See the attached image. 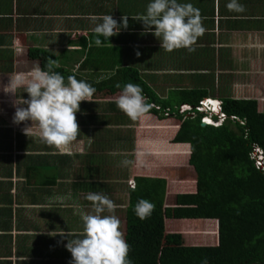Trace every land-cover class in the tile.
Returning <instances> with one entry per match:
<instances>
[{"label":"crops","instance_id":"1","mask_svg":"<svg viewBox=\"0 0 264 264\" xmlns=\"http://www.w3.org/2000/svg\"><path fill=\"white\" fill-rule=\"evenodd\" d=\"M150 2L0 0V264H72L65 245L83 238L81 214H95L86 199L89 192L107 195L117 205L101 215L120 220L125 240L135 178L165 180L164 210L177 207L167 202L172 187L189 183L194 189L196 180L186 177L193 173L197 179L189 162L191 144L174 142L182 125L179 108L192 107L180 100L182 93L206 92L202 101L222 106L225 100H256L258 110L264 107V0H238L243 13L229 12L230 0H178L198 8L203 18L206 31L194 52L161 48L155 29L147 31L137 20ZM93 15H112L118 24L127 16L128 27L97 46L93 29L100 21L90 20ZM38 52L43 60L32 58ZM49 60L59 65L52 70H64L96 89L91 102L80 104L81 134L67 152L42 142L35 128L26 136L23 129L31 121L13 123V102L17 96L29 99L23 88L17 96L2 91L13 73H27L36 62L47 70ZM129 72L138 73L160 101L173 106L162 108L170 111L168 117L148 113L132 121L117 107L122 89L115 77ZM178 145L188 146L189 154L160 151ZM125 160L130 163L124 165ZM165 239L162 250L168 247ZM214 239L212 246H219L220 237Z\"/></svg>","mask_w":264,"mask_h":264},{"label":"trees","instance_id":"2","mask_svg":"<svg viewBox=\"0 0 264 264\" xmlns=\"http://www.w3.org/2000/svg\"><path fill=\"white\" fill-rule=\"evenodd\" d=\"M38 53L40 55H32V58L43 60ZM53 71L60 73L65 83L69 76H75L61 69ZM115 81L120 85L119 89L127 83L140 85L146 103H163L161 110L151 107L149 114L164 119L163 109L174 110L173 106L160 101L136 72L115 77ZM196 93L181 95L180 100L195 108L192 113L197 116H177L182 125L174 140L175 143L191 144L189 162L197 172L196 193L185 194L182 206H169L164 210L166 181L135 178L137 184L131 191L127 212L128 259L131 264H264V171L256 167L253 159L255 147L264 153V113L259 112L256 100H225L222 110L228 118L218 127H203V114L196 107L207 93ZM231 117L238 120H231ZM160 151L187 156L189 147L166 146ZM140 199L155 206L144 220L134 211ZM172 209H185L191 217L210 219L194 221L192 225L197 229L193 233L219 236L220 245L168 246L162 250L166 236L165 218H170ZM201 225L205 228L199 229Z\"/></svg>","mask_w":264,"mask_h":264},{"label":"clouds","instance_id":"3","mask_svg":"<svg viewBox=\"0 0 264 264\" xmlns=\"http://www.w3.org/2000/svg\"><path fill=\"white\" fill-rule=\"evenodd\" d=\"M226 7L229 12L245 11L238 0H230ZM90 20L100 21L93 29L97 46H102L104 41L117 35L121 28L128 27L127 16L121 17L120 24L112 15H93ZM137 20L143 22L147 31L155 29L152 34L160 38V46L167 52L182 48L194 52V45L206 31L200 10L191 3H178V0H151L146 14L138 16ZM136 54L140 55L139 52ZM53 65L59 66L56 61L49 60L47 70H42L36 62V66L27 73H13L8 84L3 85L2 91L17 96L18 89L23 88L29 99L17 96L13 102V123L19 125L31 121V126L23 129L26 136L35 128L42 142L67 152L81 134L76 119L80 104L83 101L91 102L96 89L75 76H69L65 83L64 77L52 70ZM142 92L140 85L127 83L116 99L117 107L132 121L143 119L151 110L152 105L146 103ZM201 114L206 115L204 112ZM214 119L218 120V116L215 115ZM122 163L127 165L130 162L125 160ZM86 199L92 203L95 214H81L83 238L68 240L65 245L71 253L72 264H131L128 259L129 245L120 230V220L115 215H101L105 210L113 213L117 205L101 193L89 192ZM154 207L150 201L140 199L134 211L139 219L144 220L151 215Z\"/></svg>","mask_w":264,"mask_h":264},{"label":"rangeland","instance_id":"4","mask_svg":"<svg viewBox=\"0 0 264 264\" xmlns=\"http://www.w3.org/2000/svg\"><path fill=\"white\" fill-rule=\"evenodd\" d=\"M259 112L264 113V107H261V109H259ZM192 174L193 173L187 175L186 181L194 182L196 178L193 177ZM191 185H189V183H184L183 186L174 185L172 187V195L169 196L167 202L170 201L171 206H182L184 204L183 201L185 194H192L193 192H196L195 186L193 189V185ZM176 194L181 195V200H178L176 198L178 196ZM170 215V218L167 219V235L165 239L167 246L179 248L183 246H212L214 244V235L190 234V232L193 233V231H190L189 228L191 227L192 223H194V221H197L199 223L200 221L198 220L207 221L209 219H204L203 217V219H201L200 217H191L190 215H188L187 210L185 209H172ZM201 216H204V213H201Z\"/></svg>","mask_w":264,"mask_h":264},{"label":"built area","instance_id":"5","mask_svg":"<svg viewBox=\"0 0 264 264\" xmlns=\"http://www.w3.org/2000/svg\"><path fill=\"white\" fill-rule=\"evenodd\" d=\"M213 103H215L216 105H214ZM152 107L158 111L161 110V108L158 106L152 105ZM193 109L194 108L190 106H181L178 110V113L182 115L190 114L192 113ZM196 110L200 113H206V115L203 116L201 119V122L205 123L206 125L217 127L227 119L226 114H224L222 111V104L219 101H212L210 99H206L200 102V105L196 107ZM163 114L168 117L170 115V111L164 110ZM192 114L195 115L194 113ZM215 115L218 116V120L214 119ZM253 159L255 160L256 167L264 171V153L260 148H254ZM131 186H135V183L132 182Z\"/></svg>","mask_w":264,"mask_h":264},{"label":"water","instance_id":"6","mask_svg":"<svg viewBox=\"0 0 264 264\" xmlns=\"http://www.w3.org/2000/svg\"><path fill=\"white\" fill-rule=\"evenodd\" d=\"M202 126H203V127H205V126H206V124H205V123H202Z\"/></svg>","mask_w":264,"mask_h":264},{"label":"bare ground","instance_id":"7","mask_svg":"<svg viewBox=\"0 0 264 264\" xmlns=\"http://www.w3.org/2000/svg\"><path fill=\"white\" fill-rule=\"evenodd\" d=\"M214 105H216L215 103H213Z\"/></svg>","mask_w":264,"mask_h":264}]
</instances>
